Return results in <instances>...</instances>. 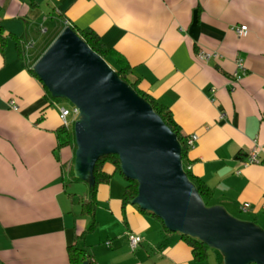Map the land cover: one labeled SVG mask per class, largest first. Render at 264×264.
Instances as JSON below:
<instances>
[{
	"label": "crops",
	"instance_id": "1",
	"mask_svg": "<svg viewBox=\"0 0 264 264\" xmlns=\"http://www.w3.org/2000/svg\"><path fill=\"white\" fill-rule=\"evenodd\" d=\"M34 1L0 0V264H69L67 245L73 241L85 248L90 264L246 262L232 260L225 236L202 231L194 232L212 246L196 259L179 229L164 230L159 217L136 203L122 207L125 180L118 170L98 185L96 227L76 238L88 221L81 211L87 185L77 183L87 182L64 184L72 148L55 149L62 120L30 67L36 69L61 25L93 28L126 57L139 86L169 106L182 132H197L188 149L190 167L214 195L203 204L181 172L193 203L188 211L210 214L264 242V0ZM242 23L248 32L239 35L233 25ZM33 29L42 32L34 38ZM13 34L23 35L22 51ZM198 49L221 56L205 60ZM239 56L248 72L235 80ZM107 63L114 66L112 59ZM11 96L18 109L10 106ZM253 146L261 160L245 164ZM92 159L93 150L77 153L75 173L89 175ZM129 231L142 235L135 248ZM250 259L264 264V251Z\"/></svg>",
	"mask_w": 264,
	"mask_h": 264
},
{
	"label": "water",
	"instance_id": "2",
	"mask_svg": "<svg viewBox=\"0 0 264 264\" xmlns=\"http://www.w3.org/2000/svg\"><path fill=\"white\" fill-rule=\"evenodd\" d=\"M100 58L65 26L36 63L45 81L88 115V127L76 122L77 153L93 150L94 159L100 151L120 152L126 173L140 179L137 200L143 207L158 211L173 228L225 236L235 262L263 252L264 242L244 228L188 211L193 203L180 182L175 139L129 88L106 74Z\"/></svg>",
	"mask_w": 264,
	"mask_h": 264
},
{
	"label": "trees",
	"instance_id": "3",
	"mask_svg": "<svg viewBox=\"0 0 264 264\" xmlns=\"http://www.w3.org/2000/svg\"><path fill=\"white\" fill-rule=\"evenodd\" d=\"M29 5H34V0H26ZM66 24L61 25L58 29V33L65 27ZM69 26L82 39L88 48L97 56L103 58L109 62L113 60L114 76L119 79L127 88H129L137 98H139L154 114L167 131L171 133L177 144L178 164L184 177L194 186L197 194L199 195L203 204H207L214 195L213 188L197 173H195L190 167V158L188 156V145L185 141V134L182 132L180 124L175 119L173 112L165 103L159 101L148 90H145L139 86L138 76H134L132 65L128 62L126 57L113 47H110L104 43L100 35L93 28L81 27L75 23H69ZM15 38V44L19 51L23 49V35L13 34ZM57 36V35H56ZM55 36V37H56ZM5 33L3 26L0 24V44L4 43ZM32 73L42 80L45 87V96L50 103L60 102L70 99L65 94L57 93L53 87L45 81L41 74L34 68L30 67ZM73 102L72 99H70ZM76 122L77 118H74L69 125L62 123L57 128V143L55 149L60 148L63 145H70L72 148V156L69 160L70 168L67 174L64 175V184L67 186L70 182L85 179L88 183L87 191L84 197L81 199V211L87 215L88 221L81 234L78 236H84L87 232L92 231L97 225V218L95 211L98 205L97 201V188L99 183L107 182L111 178L114 171H120L125 178L124 192L122 196V207L127 203H136L138 208L143 212H149L157 217L162 222V227L166 231L175 230L164 219V217L156 210L143 207L137 197L139 195L140 179L138 177L131 176L126 173L123 168L121 154L118 151H100L92 160L89 166L90 181L84 176H78L72 164L77 157L78 142L76 139ZM58 157V155H57ZM110 163L112 169H107L106 164ZM181 236L191 245L193 255L196 259H203L208 255L209 248L212 246V242L209 238L204 237L191 230L179 229ZM67 255L69 264H83L84 260L90 261L87 258L86 250L77 241H73L67 245ZM252 259L247 260L242 264H250Z\"/></svg>",
	"mask_w": 264,
	"mask_h": 264
},
{
	"label": "built area",
	"instance_id": "4",
	"mask_svg": "<svg viewBox=\"0 0 264 264\" xmlns=\"http://www.w3.org/2000/svg\"><path fill=\"white\" fill-rule=\"evenodd\" d=\"M66 26H69L67 24ZM234 30L239 34V35H244L248 32V26L245 23L242 24H235L233 25ZM197 55L205 60H208L209 58L212 57H220L221 53L216 51V50H205V49H198ZM248 72V67L246 65L245 59L242 56H239L236 59V68L233 72V78L235 80H239L243 75H245ZM263 88H264V82H263ZM54 105L56 106L58 115L60 116L62 123L65 125H69L70 122L76 118L75 116H78L81 113H84V110L82 109L81 105L75 101H73L70 105H67L65 103H60V102H53ZM9 104L13 109H18V105L16 103V99L14 96L9 98ZM198 138V134L195 131H192L188 133L185 136V141L188 147H191L194 145L196 139ZM261 158L259 157L258 154V149L256 146H253L247 153L244 163H249V162H258L260 161ZM249 205V202L246 201L243 203L242 207L246 208ZM128 238H129V244L131 248H135L142 240V235L139 234L136 231H129L128 232Z\"/></svg>",
	"mask_w": 264,
	"mask_h": 264
},
{
	"label": "rangeland",
	"instance_id": "5",
	"mask_svg": "<svg viewBox=\"0 0 264 264\" xmlns=\"http://www.w3.org/2000/svg\"><path fill=\"white\" fill-rule=\"evenodd\" d=\"M51 23V20H48L46 21L45 25H49ZM63 29V28H62ZM41 29H33L30 31L29 34L32 35V37L36 38L42 31H40ZM101 59V66L103 67V69L105 70L106 74L108 76H114V70H113V67L109 65V63H107V61H105L103 58H100ZM116 80H118L116 77H115ZM119 81V80H118ZM65 104L67 105H70L72 102L70 99H65L63 100ZM79 118H80V121L83 122V124L88 127L89 126V119H88V115L84 112V113H81L78 115ZM106 167L107 169H110L112 168V165L110 163H107L106 164ZM86 178L90 181V175H87ZM124 178V176H123ZM125 180V178H124ZM74 184V183H73ZM77 184H80V186H86L88 185V183H85L84 181H82L81 183H77ZM75 185V184H74ZM202 235V234H200Z\"/></svg>",
	"mask_w": 264,
	"mask_h": 264
}]
</instances>
